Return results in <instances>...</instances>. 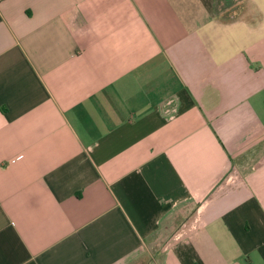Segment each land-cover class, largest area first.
Returning <instances> with one entry per match:
<instances>
[{"label": "crops", "instance_id": "obj_1", "mask_svg": "<svg viewBox=\"0 0 264 264\" xmlns=\"http://www.w3.org/2000/svg\"><path fill=\"white\" fill-rule=\"evenodd\" d=\"M143 259L264 264V0H0V264Z\"/></svg>", "mask_w": 264, "mask_h": 264}, {"label": "rangeland", "instance_id": "obj_2", "mask_svg": "<svg viewBox=\"0 0 264 264\" xmlns=\"http://www.w3.org/2000/svg\"><path fill=\"white\" fill-rule=\"evenodd\" d=\"M149 261L152 262L153 260H149ZM148 263L150 264V262H146V260L143 259V260H140L139 263H137V264H148Z\"/></svg>", "mask_w": 264, "mask_h": 264}]
</instances>
